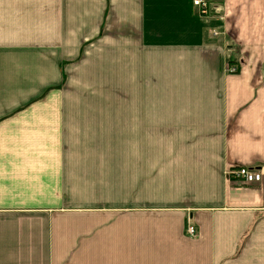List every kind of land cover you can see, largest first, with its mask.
Returning <instances> with one entry per match:
<instances>
[{
    "label": "crops",
    "instance_id": "crops-1",
    "mask_svg": "<svg viewBox=\"0 0 264 264\" xmlns=\"http://www.w3.org/2000/svg\"><path fill=\"white\" fill-rule=\"evenodd\" d=\"M209 1L0 0V264H264V0Z\"/></svg>",
    "mask_w": 264,
    "mask_h": 264
},
{
    "label": "built area",
    "instance_id": "built-area-1",
    "mask_svg": "<svg viewBox=\"0 0 264 264\" xmlns=\"http://www.w3.org/2000/svg\"><path fill=\"white\" fill-rule=\"evenodd\" d=\"M193 4L200 8L201 14H206L211 8L209 0H193ZM230 69L236 71L237 66L231 65ZM229 175L235 178H239L245 182H260L262 179L261 170L256 166H234L228 169ZM188 231L190 234H195L196 228L193 224L188 226Z\"/></svg>",
    "mask_w": 264,
    "mask_h": 264
},
{
    "label": "rangeland",
    "instance_id": "rangeland-1",
    "mask_svg": "<svg viewBox=\"0 0 264 264\" xmlns=\"http://www.w3.org/2000/svg\"><path fill=\"white\" fill-rule=\"evenodd\" d=\"M211 4V3H210Z\"/></svg>",
    "mask_w": 264,
    "mask_h": 264
}]
</instances>
